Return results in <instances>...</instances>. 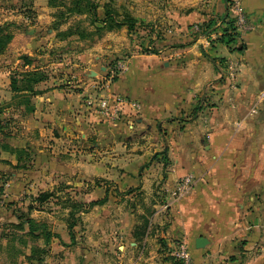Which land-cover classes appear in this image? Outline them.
<instances>
[{
	"label": "crops",
	"instance_id": "0c3cea01",
	"mask_svg": "<svg viewBox=\"0 0 264 264\" xmlns=\"http://www.w3.org/2000/svg\"><path fill=\"white\" fill-rule=\"evenodd\" d=\"M42 1L46 4L36 7L38 18L44 12L49 21L54 20L50 14L57 3ZM200 2L178 0L167 11L158 8L154 28L163 31L155 35L159 47L155 52L133 53L128 57V70L110 84L112 91L140 103L137 126L132 125L138 130L133 134L139 145L115 147L116 139L124 138L109 132L112 128L130 132L127 121L109 124L104 133L95 131L92 146H86L90 143L85 141L92 139L89 122L93 116L87 112L83 96L95 93L99 76L108 75L103 61L118 50L113 49L112 41L120 38L119 30L79 47L71 59L67 55L54 57L59 51L54 46L67 43L55 37L54 29L46 28L47 36L39 39L33 34L41 32L43 23L24 24L25 32L18 28L0 55V126L10 135L5 137L0 130V187L10 186L15 197L20 191L37 196L50 193L39 200L41 204L54 199L63 205L55 210L35 209L29 216L37 221V211L48 221L52 217L67 219L72 213L81 218L87 225L82 234L93 245H89L92 254L102 252L103 258L81 257L79 264H173L165 256L161 258L162 238L169 244L179 240L186 245L190 264H264V98L257 113L252 112L264 93V0H241L252 27L240 32L246 45L243 52L220 42L221 30L209 39L194 31L195 22L223 16L228 9L226 0H216L214 13L209 11V0ZM24 18L22 14L8 17L19 27ZM220 24L217 22L219 29ZM67 28L62 24V30ZM29 29L34 33H28ZM40 46L47 51L40 53ZM22 54L35 59L25 65H31L28 70L40 67L47 75L33 90L12 88V75L20 71ZM64 61L71 65L64 67L70 74L68 80L58 73ZM230 63L236 72L234 79ZM101 139L107 144L101 145ZM76 141L82 143L81 148L75 146ZM189 173L195 175L193 186L175 199L172 194L178 181ZM102 198H106L104 203L89 205ZM153 200L158 209L149 217L150 230L148 227L140 239L136 232L145 206ZM157 202L168 205L166 213H161L162 205ZM79 204L82 206L74 207ZM48 221H44L46 232L61 239L52 238L46 248L62 254L69 242L68 224L49 228ZM75 228L74 235H78ZM24 231L28 233L30 227ZM198 236L207 237L209 243L196 247ZM113 243H118L120 260L112 258ZM238 250L246 255H236ZM49 261L48 252L44 261L31 264Z\"/></svg>",
	"mask_w": 264,
	"mask_h": 264
},
{
	"label": "rangeland",
	"instance_id": "374dc122",
	"mask_svg": "<svg viewBox=\"0 0 264 264\" xmlns=\"http://www.w3.org/2000/svg\"><path fill=\"white\" fill-rule=\"evenodd\" d=\"M93 1L97 3V7L95 8L97 16L92 15L91 11H86L84 13H75L74 15L68 13L69 15H67V18L65 19L67 12H69L68 7L74 6V4L76 6V3H74V0H48L49 4L54 2V3H57L56 5L58 6V7L54 6L56 10L50 14L54 16V20L49 21L48 19L50 17H48V13L43 12L44 15L38 18L39 11L36 9L37 6L41 7L42 5H45L46 1H42V0H0V22L1 24L4 21H8L9 23H11V26L9 27V29L13 33V38H14V32L18 28H21V31L25 32L24 24H27L28 26L32 25L33 27V26L38 25V23L39 24L43 23V24H40L41 29H42L41 32L37 34H33V35L38 36L39 39L42 36H47L45 35V30L46 28H49V27L55 30L56 32L55 37H58L57 36L58 31L69 29L73 32L71 35L64 37L67 43L62 44L61 46H54L55 49L56 47H59L58 48L59 51L56 49L58 52L54 55V57L59 56L62 58L63 57L62 55H65V56L67 55L69 58L72 59L74 58V56H71V53L74 52L76 54L79 50V47L85 48L93 44V42H96L98 38H102L103 36H105L109 31L119 30L118 31L119 33H117V35L120 38H118V40L112 41V46L115 47L113 49H118V50H114L112 55L109 56L108 58H105L103 61L104 63L107 62L106 64H104L105 69L103 71L108 72V75L105 77L106 73H104V75L99 76L100 80L94 84L95 86L94 88H96L95 93H85L84 94L85 96H83V98L86 99V102L84 101V103L87 107V112L91 113L93 116V120L89 122L90 128L92 129L90 130L92 133L91 134L92 139L91 140L85 139V141H89L90 143V145H86V146L93 145L95 141V139L93 138L95 131H98L99 129L103 131L104 133L105 128L106 127L108 128L109 124L115 125L113 123H109L108 121H104L101 118V116L98 113L97 102L99 100L98 98L99 94L114 92L112 91V89H110V84L113 82L115 77H118L122 73H124V72L119 73L120 70L117 69V65L119 61L126 62L129 68L128 57H130L133 53L137 51H145V50H146L145 52H150L149 50L152 51V49H157L159 45L156 42L157 39L155 35H159V33L162 34L163 31L159 28H156V27L154 28V23H156V20L154 19H156L158 15V12L156 10L161 7L167 11V7H169L172 3H175V4L178 3V0H175V1L174 0H93ZM194 1H198V3H201L200 1L202 0H194ZM35 3H37V5ZM209 4H210L209 6L210 13L212 12L214 13V11H217L216 0H209ZM79 5L80 7H87V6L90 7V4H88L86 0H81V3ZM107 5H109V7L117 11L118 19H123L126 14H131L132 16L137 18L138 22L141 21L142 24L136 25V27H134L131 30L126 28L127 26L124 25L125 27L122 26L120 28H114L112 30L103 29L101 31H98L96 27H99L102 24L100 21L98 20L96 21L95 17H97V19L99 18L102 20L105 17V11H106ZM230 11H231V17H233L236 20V14L233 12L234 11L233 7L230 8ZM61 13H66L64 18L61 15ZM219 13L220 12H217V14ZM19 14H22L25 17L23 19V23L20 22L21 24H23V26L21 27H19V25L16 23H12L8 19V17L12 15H14L15 17V15H19ZM19 18L20 17H18L17 19ZM221 18H222V15L219 14L217 15V17H214V18L211 16L208 17L206 21H209L210 19H214L216 23L222 22ZM55 21L63 22L62 24L66 25V27L68 26V28L62 30L61 29L62 24H60L59 28L56 29V27H54ZM200 24H201L200 22L199 23L195 22L194 31L202 35L203 33H201L202 28L200 27ZM247 24H250V23L248 22ZM122 28H126L127 30H122ZM219 30L220 29L211 31V33L208 36L206 34L204 35V37H206L207 39H209L208 37H212V36L216 37V35L219 33ZM239 30L240 29H238V31ZM213 32H215V34H212ZM68 37L69 38L71 37L70 42L69 40H67ZM121 41L123 42L122 44H121ZM41 46L45 47L46 45L42 43ZM41 46L38 48L40 53L46 52L47 50H44L45 48H42ZM47 49L50 50L51 48H47ZM22 55H20V58ZM48 57L54 58L51 56H48ZM21 61L22 62H20L19 65H21L22 63V66L21 68H18V69H20L21 71L30 69L31 65L30 67L26 68L25 65L23 64L22 58H21ZM68 65L69 64H66V61H64V66L61 68L63 70H58V73L65 75L64 80H68L70 78V74L64 71L66 70L64 69V67L71 66V65L69 66ZM231 65L232 63H230L229 65L230 76L234 79L236 77V72L233 66ZM107 66H110V69H107ZM38 69L41 70L40 67H38ZM99 71H101V69H99ZM108 79L110 80L109 85L107 83ZM91 98H94V100L92 101V104H88L87 101L88 99H91ZM263 98H264V93H261V95L258 98L257 103L254 105V107H252L253 113H257L259 109L258 105H260ZM138 109L126 115L125 118L122 120V122L127 121L129 124H131V127L132 125L133 126L135 125L136 127L137 126L136 125V115L138 114ZM135 127H132L130 132H125V130L116 131V129L114 128L111 129L113 132H109V133H116V136L114 135L115 138H120V139L124 138L122 141H118V139H116V141L114 142L115 147L118 150L121 149V147L126 144H127V147H131L136 144L139 145V142L136 139L137 137H134L136 134H133V133H137L138 131ZM120 133H122L123 136H120L119 135ZM80 140L81 139L79 138L78 141ZM78 141L75 142V146L81 148L82 143H78ZM100 142H101V145L107 144L105 139L103 140L101 139ZM189 174H192V173H189ZM182 178L178 181L176 188L180 184V181L182 180ZM176 188L172 194V197H174L175 199H179L187 194L186 193L182 196H179L178 193L176 192ZM15 192L16 191L12 190V188H10V186L8 185L5 187L4 186L0 187V264H10L11 262H12L11 264H26L25 263L26 261L30 262L29 264H31V262L32 263L40 262V261H44L48 252H49L50 261L44 264H64L60 262L62 260L66 261L65 264H79L81 261V257L84 260H90L91 256L96 260L97 259L102 260L103 258L102 252H96L95 255L92 254L90 246H93V245L89 244L88 242L89 240H87V235L82 234L83 230L86 229L87 225H85V223L83 222L81 218H79V220L78 219L75 220L76 222L74 226H76V228L78 229L77 230L78 235L75 234V240L74 241L72 240L71 234L68 236L66 235V238L68 239L69 242L64 244L62 240H59V244H64L66 246L64 251H67V253H65L64 251L61 254L59 252L57 253L56 251L51 252V250L50 251L47 250L46 252L36 250L37 247H40L39 245H44V247L46 248L47 245L51 244L52 238H57L58 240V239H61V237L60 235L58 236L56 234L51 235L50 241L49 243H47L46 242V233H47L46 231L47 230H45L46 227L45 228L40 227L37 230H35L37 233H40V231L44 230L45 233L42 232V234L31 233L30 231L26 233L24 230H26L29 226L27 224L20 225L21 220L25 218L24 217L25 215L27 216V215H32L33 213H36L35 209L45 210V209H48V207H52V209L55 210V209H58V206H63V205L58 204V200L56 201L54 199H52L53 202L52 203L49 202L48 205L44 203L41 204L40 201L38 200L39 196L31 194V193L21 192V191L17 195V197H15L14 196ZM54 192L56 193V191ZM154 201L155 200H153L151 204H147L149 206H145L146 204H144L146 209H144L145 213L143 216L142 224L144 223L146 219H149V217L158 209L157 207L153 206ZM158 202L157 204H160L159 207L164 203V202L163 203L162 202L158 203ZM132 206L133 205L131 204L130 207ZM167 206H168L167 204H164L162 205V208H159L162 214L166 213V210H168ZM20 215L22 216V219L21 217H19ZM55 216L57 217V215ZM35 217L36 219L39 220L38 221L39 223L47 224L44 221H48V219H46L45 217L42 218L40 216V211H37V214H35ZM68 218L67 219L62 218L60 220H57L59 218L52 217V221H48L49 228L54 227L53 225L55 224H56V227H58L59 229L62 228V226L64 227V224H63L64 222L65 224H69V222L71 221V218L69 219ZM149 230H150V227H149ZM162 239H163V242L160 241L161 243L160 250L164 255H161V258L162 256H165L164 257L165 259L172 260V257H176L177 259L181 260L183 264H185L184 260L182 258L177 257L175 254L176 251H179L181 246L184 244L182 242H179V240H174L175 243L169 244L167 240H164L165 238H162ZM262 245H264V242ZM111 247L114 250L112 258L116 260H120L121 257H120V250L118 249V243H113ZM143 255H144L143 258H145L146 253L144 252ZM236 255H242V257H244L246 253L241 252V250H238L236 252ZM31 258L32 260H30ZM191 260H190V263H191ZM172 263L174 264L173 261ZM84 264H86V261Z\"/></svg>",
	"mask_w": 264,
	"mask_h": 264
},
{
	"label": "trees",
	"instance_id": "16d2710c",
	"mask_svg": "<svg viewBox=\"0 0 264 264\" xmlns=\"http://www.w3.org/2000/svg\"><path fill=\"white\" fill-rule=\"evenodd\" d=\"M88 2V4H90V7H80V3L81 0H74V3H76V6L74 4V6H69L68 10L70 14H75V13H84L86 11H91L92 15L97 16L96 14V7H97V3H95V1L93 0H86ZM227 4H228V9L225 15L222 16V22H221V27L220 30L222 31L221 34L219 35V40L220 42L224 43L225 45H227L228 47H230L231 50H236L238 52H243L244 49L246 48V45L243 43V41L241 40V35L240 32L237 30V26H236V20L231 17V11L230 8L232 7V0H226ZM66 13H61V15L63 16V18L65 17ZM96 21H100L102 25H100L99 27H96L98 31H101L103 29H114V28H120L124 25L127 26V28L129 30L133 29L134 27H136L137 25V18L132 16L131 14H126L125 17L123 19H118L117 17V11L111 7H109V5H107L106 11H105V17L101 20V19H97ZM95 21V20H94ZM62 22L61 21H55L54 22V27H56V29L59 28L60 24ZM11 26V23L9 22H5V23H0V54L3 53L7 47L8 44L12 41L13 39V33L10 31L9 27ZM220 26V25H219ZM53 27V28H54ZM200 27L202 28L201 33L203 34H210L211 31H215L217 29H219V27L217 26L216 21H214V19H210L209 21H205L202 22L200 24ZM73 32L71 30H63V31H58L57 32V36L60 39H64L65 36L71 35ZM146 51V50H145ZM151 51V50H149ZM153 52H155V49H152ZM21 58L23 59L24 65L26 64H31L35 59L33 57H31L28 54H23L21 56ZM118 76V75H117ZM47 75L45 72L39 70V69H35V70H23V71H18L12 75V88L13 90H20V86H23L26 88H30L31 90H33V86L34 84L46 79ZM119 77V76H118ZM118 77H115L114 80H116ZM127 97V96H126ZM129 98V97H128ZM2 126H0V130L2 131L3 129H1ZM5 137L10 136L7 132L2 131ZM4 148L8 149V145L7 144H3L2 145ZM50 196V193H42L39 195L38 200L42 201L47 199ZM106 201V198H102L100 200L97 201H93L91 202L89 205L93 206L94 204H102ZM75 206H82V204L79 205H75ZM74 206V207H75ZM19 217L22 216L20 215ZM25 218L21 220L20 225H25V223H27L30 227V232L34 233L33 231H35L36 229L40 228V227H47V224L45 223H39L38 221H36L35 219L31 218L29 215H25ZM71 221L68 224L69 230H70V234L72 236V240H75V235L73 232V228L75 225V220L76 217H74V214L72 213L70 215ZM149 227V219H146L144 221V223L140 226V229L136 232L137 236H139L140 239H143V237L145 236L147 229ZM51 233L47 232L46 233V242L49 243L50 238H51ZM161 242H163V239H161ZM242 243H245V240H241ZM36 250L39 251H43L46 252L47 249L44 248H40L37 247ZM172 261L174 262V264H183V262L179 259H177L176 257H172Z\"/></svg>",
	"mask_w": 264,
	"mask_h": 264
},
{
	"label": "built area",
	"instance_id": "2783aa9c",
	"mask_svg": "<svg viewBox=\"0 0 264 264\" xmlns=\"http://www.w3.org/2000/svg\"><path fill=\"white\" fill-rule=\"evenodd\" d=\"M232 7L234 13L236 14V26L239 32H246L252 29L248 23L246 13L244 12L241 0H232ZM198 28V26H197ZM117 69L120 70L119 73L128 70V65L126 62L119 61ZM110 84V80L107 82ZM99 100L97 102L98 113L104 121L109 123L117 124L121 122L126 115L132 113L139 108V103L137 100L128 98L118 92H111L105 94H99ZM94 98L88 99L87 103L92 104ZM195 177L193 174L185 175L180 184L176 188V192L179 196L186 194L191 186L193 185ZM176 256L182 258L185 264H190L191 253L185 245H182L179 251H176Z\"/></svg>",
	"mask_w": 264,
	"mask_h": 264
},
{
	"label": "water",
	"instance_id": "95a60500",
	"mask_svg": "<svg viewBox=\"0 0 264 264\" xmlns=\"http://www.w3.org/2000/svg\"><path fill=\"white\" fill-rule=\"evenodd\" d=\"M28 33L33 34L34 29H29ZM263 106H264V100H263ZM139 121H141V119H139ZM208 243H209V239L205 236H198L196 238V247L198 248L205 247Z\"/></svg>",
	"mask_w": 264,
	"mask_h": 264
}]
</instances>
